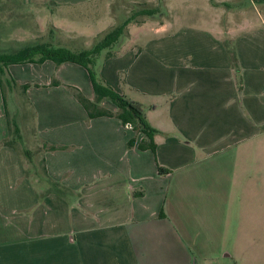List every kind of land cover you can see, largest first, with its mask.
Instances as JSON below:
<instances>
[{
    "label": "crops",
    "instance_id": "crops-1",
    "mask_svg": "<svg viewBox=\"0 0 264 264\" xmlns=\"http://www.w3.org/2000/svg\"><path fill=\"white\" fill-rule=\"evenodd\" d=\"M249 1L161 0L167 23L132 25V44L103 55L101 81L142 107L154 153L115 116L88 117L74 93L95 99L84 68H8L28 85L35 129L29 143L19 130L25 149L3 144L0 89V264H264V0ZM191 3L212 27L172 29L176 6ZM24 14L41 30L45 17ZM144 30L153 37L134 45Z\"/></svg>",
    "mask_w": 264,
    "mask_h": 264
},
{
    "label": "rangeland",
    "instance_id": "rangeland-1",
    "mask_svg": "<svg viewBox=\"0 0 264 264\" xmlns=\"http://www.w3.org/2000/svg\"><path fill=\"white\" fill-rule=\"evenodd\" d=\"M27 0H0V54H14L25 48L34 47L42 44H49L52 47L66 48L72 52L88 50L100 38V36L109 31L111 28L120 25L129 17L135 15L144 9H156L154 16H137L127 26L122 40V45H131L128 28L132 25L147 24L150 27H158L163 23H167L168 18L163 13L161 0H115L110 6L107 0L86 3L77 6H29ZM241 5L249 4V0H237ZM191 3L190 5H177L176 11L173 13V21L170 22L172 29H176L181 25H196L204 27H212L211 17L203 12L204 7ZM241 8V6H240ZM252 8L247 11L252 16ZM37 21L45 17L41 21V30L32 24L28 15L29 12ZM188 11H191L188 13ZM55 26L58 29L52 27ZM38 27V28H36ZM24 30V36H16ZM105 30V31H104ZM103 31V32H102ZM102 32V33H101ZM101 33V34H100ZM153 35L142 31L137 40L133 43L139 45L145 42L147 38ZM116 49V48H115ZM106 52H102L93 66L97 80L100 79L99 66L102 57ZM6 109L3 104L1 111L3 114L8 113L11 122H14L23 137L24 142H30L31 129L34 130V114L28 100L23 96L20 89L13 87L7 88L5 85ZM11 139L12 129L10 127ZM22 142L17 141L16 145L25 149ZM31 173L41 177L40 165L36 161L30 166ZM44 183V182H43ZM216 264H232L228 260H222Z\"/></svg>",
    "mask_w": 264,
    "mask_h": 264
},
{
    "label": "trees",
    "instance_id": "trees-1",
    "mask_svg": "<svg viewBox=\"0 0 264 264\" xmlns=\"http://www.w3.org/2000/svg\"><path fill=\"white\" fill-rule=\"evenodd\" d=\"M157 13L156 9H144L140 12L135 13L137 16L151 17ZM135 15L126 19L123 23L118 26L111 28L109 31L103 33L98 40L88 50L79 52H72L62 47H52L49 44H42L34 47L25 48L24 50L14 54H0V89L2 92L3 106L6 109V98H5V85L7 88L13 87L18 88L16 82L10 77L8 68L13 65H24V64H38L41 65L46 61L52 62L55 66H60L64 63L76 64L85 69L90 80L91 87L95 99L93 102L86 99L79 91H75V98L80 105L87 112L90 119L104 116H115L123 126L131 127L135 132L142 133L145 137L144 140L138 145V149L145 151L150 150L155 152L156 145L153 141L156 131L151 128L145 120V116L142 107L139 104L130 102L124 96L115 92L108 85H105L101 80H97L93 66L96 64V60L103 51H108L106 59L110 58L113 54L110 51L117 46L121 39L124 37V32L127 26L136 17ZM136 21L137 24H140ZM51 85L58 86L57 82H52ZM28 85H22L18 89L24 94ZM103 100H108L116 108L117 113L112 114L104 108L100 107V103ZM7 118V125L9 132L10 127L12 129L11 137L3 141L5 145L16 144L17 141L21 140L20 131L18 126L11 122L9 114L5 112ZM133 141L128 142V146H132ZM29 152L25 151V156H28ZM53 191L62 194V188H59L55 183L52 188ZM51 190V191H52ZM50 191V190H49Z\"/></svg>",
    "mask_w": 264,
    "mask_h": 264
}]
</instances>
